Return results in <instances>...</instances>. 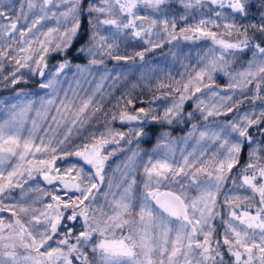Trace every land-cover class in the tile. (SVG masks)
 Instances as JSON below:
<instances>
[{"label": "snow or ice", "instance_id": "6c2138e0", "mask_svg": "<svg viewBox=\"0 0 264 264\" xmlns=\"http://www.w3.org/2000/svg\"><path fill=\"white\" fill-rule=\"evenodd\" d=\"M179 40L212 46L186 80L169 74V83L157 84L168 91L153 101L172 97L162 114L151 103L136 108L130 93L105 112L104 82L111 78L114 87L125 77L106 66L86 98L71 88V96L64 91L60 98L70 71L80 88L106 59L134 65ZM129 41L144 47L121 54ZM245 54L251 58L233 71ZM217 74L227 78L225 85ZM33 76L50 90L35 111L40 121L51 120L39 138L37 119L23 134L35 103L22 99L29 93L0 100L6 115L0 122V264H264V106L239 111L246 101L264 105V0H23L18 7L0 0V87ZM98 113L103 131L73 145L72 137ZM113 121L129 125L127 131L113 128ZM174 123L190 124L187 135L161 133L141 163L149 125ZM192 139L191 151H177ZM245 146L247 161L240 165ZM119 152L125 158L106 172ZM68 157L78 159L62 171L56 161ZM37 177L51 189L29 183ZM227 183L232 188L224 191Z\"/></svg>", "mask_w": 264, "mask_h": 264}, {"label": "rangeland", "instance_id": "374dc122", "mask_svg": "<svg viewBox=\"0 0 264 264\" xmlns=\"http://www.w3.org/2000/svg\"><path fill=\"white\" fill-rule=\"evenodd\" d=\"M13 4L16 5L17 7L19 6L20 3L23 2V0H12ZM29 19H31V16L29 17ZM47 25H51V21H47L45 22ZM182 26V25H180ZM178 25V27H180ZM179 42V41H177ZM175 42V43H177ZM191 44H193L194 42H196L198 45H183L184 42H181L179 44H165L167 45V47L165 48V50H167L165 53H163L162 55H158L159 53H161L162 51L161 48H157L155 49V51L148 53L145 56V60L144 62H139L137 61L134 65L132 64V62H127L125 63L124 61H114L111 59H106L105 61V65L110 72L112 76H116L118 72H123L125 73V77H123V80H118L115 84L114 87H110L113 84V80H106L104 82V88H103V92L105 93H110V95L105 96L108 97H113V101L110 102V105L113 104L114 101H116V99L118 97H120V95L123 94H131V95H135L138 93L139 91V86L137 83V79H132L135 78L134 76H138V77H143L145 74L141 73L142 71L145 70V68H147V73H146V77L148 79L154 78V77H161V78H166V72H171L172 74H175L178 78L179 76L181 77V75L183 74L182 71H179L178 66H189L191 68H193L194 70H198L199 67H201V64H198L197 61L199 59L200 56H203L204 53L207 51V48H203L202 46H199L201 44H208L206 42L208 41H204V40H197V41H189ZM209 43H211L209 41ZM128 48L125 49L124 45H122V50H121V54H127V53H131L134 50H141L142 47H144V45L138 41H129L128 42ZM210 45V44H209ZM178 46V47H177ZM173 53H175V55H173ZM150 58H152V60H150ZM51 66V65H50ZM170 66H174L176 69H172ZM245 66V62L244 60H237L234 64H233V71H239L242 70V68ZM8 71V68H5V72ZM26 71V70H25ZM97 71V70H95ZM100 72H102L103 74V69L100 70ZM99 76H97V73L93 72V76L88 77V81L87 83L81 81V87L77 88L76 86V80L80 79V77L78 76H74L73 73L70 71L68 73L67 78L65 79V81L61 84L60 88H61V96L60 98H63V92L64 91H69V89H76L81 97H87L88 95H90L93 91V89L96 86V83L99 81ZM39 77L33 76L31 79H28V82L26 84L22 83L19 85H16L14 88H17V90L14 92L13 95L10 96H4V95H0V100H4L6 103L11 100L16 92L23 90L26 93H29V96L26 97H22V99L27 100V99H31L33 101H35V103L33 104V110L31 112L28 113V117L27 120L24 124V128H23V134L27 135V132L29 130H31L32 128V124L31 121L33 119H37L38 123L41 124V127L39 129V131L37 132V137L39 138V136L44 134V131L46 130V127L49 123H51V120H45V121H40L36 115H35V111L37 109H39L40 107V100L42 98H45L47 93L50 90L47 89H40L38 86V81H39ZM141 80V79H140ZM150 82V81H149ZM155 81H151L150 83L152 84ZM216 82L223 86L227 83V78L224 77L221 74H217L216 76ZM133 85H136V87H133ZM13 87H8V88H2L0 87V92H9L10 90L14 89ZM161 94V92L157 93L155 96H159ZM69 96H71V92L69 91ZM101 93H97L96 94V98L97 100L100 99ZM118 96V97H116ZM153 98V97H152ZM153 100V99H152ZM161 100V99H160ZM12 102H15L14 100ZM154 103H157L158 100L153 101ZM248 105H247V109L249 108H258V106H263L261 105L260 101H257L255 103V105H253L250 101H247ZM108 103L107 102H103V110L106 112V108L108 107ZM114 106V105H112ZM114 111V110H113ZM53 113H50L49 115H53ZM162 114V113H161ZM6 118L5 112L4 111H0V122H2L4 119ZM150 125H155V124H150ZM149 125V126H150ZM181 125H185V124H181ZM103 126H104V117L102 115V113H98L96 117L93 118V120L86 125L85 128L81 129L79 134H76L72 137V144L73 145H77V144H81L84 142L83 138L86 137L88 135L89 132L92 131H103ZM117 126H120V122L117 121ZM124 129H128V127L124 128ZM190 130V128H186L184 130H180L179 132H177V134H171L172 138H178L181 136H186L187 132ZM149 131H151V129L149 128ZM63 133V128L59 129L57 132V136L59 138V135ZM51 134V133H50ZM147 140H152V134L150 133V135L148 137H146L143 141H147ZM135 141L133 142V145L131 146L132 148H135ZM157 143V138L155 137L154 139V145L152 146L151 150L145 149L144 143L141 141L140 142V149H141V163L145 162L147 159V155L151 154L153 149L155 148V145ZM121 146L124 147H128L123 145V142H121ZM195 146V140H189L188 141V146L185 148V145L183 143H178L177 144V151L179 152V149H185V151H191L192 148ZM71 147V146H70ZM109 149L116 147L115 145H108L107 146ZM248 152V147L245 146L244 151ZM247 152H242L243 155H246ZM126 152H119L117 153L115 156L111 157L108 162H107V166L105 171H109L111 168H114L116 166V164H119L126 156ZM113 158V159H112ZM177 158H179V156L177 155ZM242 158V155H241ZM71 160L73 159V161H77L76 157H72L70 158ZM113 160V162H112ZM73 161H69L67 162L64 167L62 168V162L58 163L56 161V165L57 167L61 168V170L63 171L64 168L68 167L71 163H73ZM240 163H241V159H240ZM112 164V165H111ZM237 173L236 168H234L232 170V173L230 174L229 179L231 180L232 176H235ZM140 175H142V171L138 169L137 171V177L139 179ZM30 184H39L40 187L42 188H48L51 189L52 186L47 185L45 181H43V179L41 177H37L36 181H30ZM232 188L231 183H227L224 187V191H227L228 189ZM104 189H101V194L97 195V201L100 203H103V197H102V193H103ZM61 195H63V193H60ZM191 195H195V192H191ZM223 197V192L221 193V199ZM222 213L224 211H226V209H224L223 207L221 208ZM79 222H77L78 225ZM217 225H219V221L216 222ZM63 231V229H61ZM219 230V227L217 228V231ZM51 243V242H50ZM227 258V257H226Z\"/></svg>", "mask_w": 264, "mask_h": 264}, {"label": "trees", "instance_id": "16d2710c", "mask_svg": "<svg viewBox=\"0 0 264 264\" xmlns=\"http://www.w3.org/2000/svg\"><path fill=\"white\" fill-rule=\"evenodd\" d=\"M174 9L179 10L177 7H174ZM204 41H208V40H204ZM206 43H208V44L211 45V43H209V41L206 42ZM250 58H251L250 57V54H245L243 56V58L242 59H239V60H244V62H245V61H247ZM76 62L77 63H82V61H76ZM103 68H104V65L103 66H100L98 69H96L99 72L100 75H102V72H100V70L103 69ZM182 73H183V78L186 80L189 73L194 74V69L191 68V67H188L185 70H182ZM174 78L176 80H180L182 78V75H181V77L179 76V78L177 76H174ZM120 80H123V78H121ZM16 90H17V88H14V89L10 90L9 92H0V95L10 96V95H13ZM159 91L166 92L165 89H160ZM152 92H153V90L150 91L149 93L137 94L134 98L132 97L133 100H134V103H135V107L136 108L148 107L149 106V103H151L152 104V107L156 109L157 113L161 114L163 108L165 106H168V105H155L154 102H153V100H152L153 99L152 98ZM142 97H147V98L146 99H142ZM247 105H248L247 101L245 103L241 104L240 105V108H239V111L241 112L242 110L247 109ZM260 107H262V106H258V108H260ZM185 108H186V110L191 111L192 108H193L192 101H188L186 103V105H185ZM113 110H115V109H114V107L112 105H111V108L110 107H107L106 108V112H110V111H113ZM232 115H235V113L230 114V116L229 117H226V119L231 118ZM185 125H188V124H185ZM185 125H181V124L180 125H177L175 123L172 124V125H166V124H163V125L162 124L150 125L149 128L151 129V131H149V132L152 134V140L151 141L150 140L143 141L144 146L146 148H151L154 145V139H155V137L158 140L159 137H160V134L163 133V132H168L170 134H177V131L180 128H182L183 126H185ZM112 127L115 128V129H117V130L127 131L126 129H123V128H120L119 126H117V121H113L112 122ZM153 132H154V134H153ZM245 152H247V151L245 150L244 153ZM241 155H242V158H241L240 165H243L247 161V155H243V153H241ZM70 158H72V157H68L67 159H58L57 162L60 163V162L64 161L62 163V168H63L64 165L67 162L73 161V159L71 160ZM73 163H75V160L73 161ZM240 165L237 166L236 171L238 170V168L240 167ZM219 232H220V230H219ZM219 232H218V235H219Z\"/></svg>", "mask_w": 264, "mask_h": 264}, {"label": "flooded vegetation", "instance_id": "af4514ba", "mask_svg": "<svg viewBox=\"0 0 264 264\" xmlns=\"http://www.w3.org/2000/svg\"><path fill=\"white\" fill-rule=\"evenodd\" d=\"M84 4L85 5H87V3L84 1ZM183 45H189V43H184ZM125 49H127L128 48V45L127 46H125L124 47ZM150 60H152V58H150ZM172 69H176L174 66H170ZM189 66H178V69H179V71H182V70H185L186 68H188ZM147 68H145V70L144 71H142L141 73H143V74H145L143 77H138V76H134L135 78H132V79H137V83H138V86H139V91H138V93L137 94H144V93H149L150 91H152L153 90V92H152V97H154L157 93H159V92H163V91H159L160 89H158L157 88V84L159 83V82H161V81H163V82H165V83H169L170 81L168 80V75L170 74L173 78H174V76H176L175 74H172L171 72H166V75H167V77L166 78H161V77H154V78H151V79H148L147 77H146V73H147ZM94 73H97V76H99L100 77V74H99V72L98 71H95L94 70ZM141 79V80H140ZM108 80H111L110 78L108 79ZM151 81H155V82H153L152 84L150 83ZM165 90L166 91H168L166 88H165ZM137 94H135V95H131L133 98L137 95ZM121 96V95H120ZM116 97H118V96H116ZM147 97H142V99H146ZM172 99V97H169L168 98V100H163V99H161V100H158V102L157 103H154L155 105H169V102H170V100ZM111 101H113V97H110V96H108V97H106V98H104V100H103V102H107L109 105H108V107H110L111 108V105H110V102ZM116 104V101H114L113 102V104L112 105H115ZM245 110H247V109H244V110H242L241 112H243V111H245ZM219 119H225L226 120V117H220ZM194 122H199V121H194ZM120 126H121V128H126V127H129V125H125V126H122L121 124H120ZM189 126V127H188ZM190 128V124H188V125H185V126H183L182 128H180L177 132H179L180 130H184V129H186V128ZM182 137V136H181ZM143 142V141H142ZM145 149H148V150H151L152 149V147L151 148H144V150ZM78 159V158H77ZM113 159V158H112ZM76 162V161H75ZM112 162H113V160H112ZM112 165V164H111ZM219 230H220V228H219ZM219 230L217 231V235H218V232H219Z\"/></svg>", "mask_w": 264, "mask_h": 264}, {"label": "bare ground", "instance_id": "6f19581e", "mask_svg": "<svg viewBox=\"0 0 264 264\" xmlns=\"http://www.w3.org/2000/svg\"><path fill=\"white\" fill-rule=\"evenodd\" d=\"M86 3H88L89 2V0H84Z\"/></svg>", "mask_w": 264, "mask_h": 264}]
</instances>
